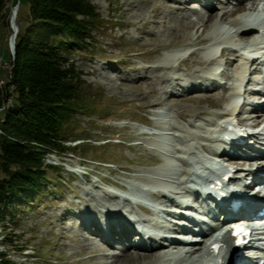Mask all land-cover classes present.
Returning a JSON list of instances; mask_svg holds the SVG:
<instances>
[{"label": "rangeland", "instance_id": "rangeland-1", "mask_svg": "<svg viewBox=\"0 0 264 264\" xmlns=\"http://www.w3.org/2000/svg\"><path fill=\"white\" fill-rule=\"evenodd\" d=\"M17 1L6 0L8 10L1 14L9 12L0 20V85L2 79L7 82L0 91L1 97H5L1 108L5 109L14 102V96L8 98L5 91L13 78L15 53L10 45V18ZM90 1L101 16V25L92 32L95 45L91 50H74L70 61L83 73L84 88L93 96L92 106L85 114L71 119L65 152L46 154L45 165L58 170L47 173L51 180L45 186L48 192L35 203L6 206L5 219L0 221V254L6 253L14 264H128L126 255L96 256L107 247L89 243L88 239L93 241L94 236L86 231L82 236L76 235L77 214L98 217L101 205L116 208L114 213L121 216L136 211L127 203L116 204L111 194L124 192L100 177L127 185L155 182V187L176 196L188 170L180 154L188 139L179 129L190 127V131L197 132V128H206L193 141L197 147H203L202 136H206L219 113L205 102L220 101L225 95L201 92L189 98L180 86L190 83L204 70L206 48L196 47V41L216 36L214 21L207 24V29H199L198 16L205 12L198 9L194 0ZM155 8L161 10L156 12ZM181 11L192 12L183 28L177 20ZM29 14V0H20L19 30L27 28ZM226 46L225 52L230 53V46ZM189 52L195 55L188 56ZM180 59L186 60L187 68L180 65ZM223 66L228 68V63ZM163 79L173 83L164 85ZM162 147L168 154L164 166L148 167L152 159L159 157L156 149ZM81 154L84 158L77 157ZM144 263L147 262L133 264Z\"/></svg>", "mask_w": 264, "mask_h": 264}, {"label": "trees", "instance_id": "trees-1", "mask_svg": "<svg viewBox=\"0 0 264 264\" xmlns=\"http://www.w3.org/2000/svg\"><path fill=\"white\" fill-rule=\"evenodd\" d=\"M5 7L6 0H0V20L9 12L1 14ZM29 10L28 26L16 38L13 78L5 91L14 102L0 116V221L7 205L35 203L48 192L47 173L58 170L45 165L46 154L65 152L71 119L92 106L93 96L70 54L94 48L92 32L101 23L97 8L90 0H29ZM4 102L0 96V108ZM0 264L14 262L2 253Z\"/></svg>", "mask_w": 264, "mask_h": 264}, {"label": "bare ground", "instance_id": "bare-ground-1", "mask_svg": "<svg viewBox=\"0 0 264 264\" xmlns=\"http://www.w3.org/2000/svg\"><path fill=\"white\" fill-rule=\"evenodd\" d=\"M195 2V1H194ZM234 3L232 4L233 5V7L232 8H230L229 9V11H227V12H225L224 14H223V16H222V18H224V17H226V15H227V13L228 12H231V11H233V12H235V13H237V12H239L244 6H245V4L243 3V1H240V0H234L233 1ZM256 2V0H252V5H254V3ZM168 4H170V3H168ZM168 4H166V5H168ZM215 7V6H214ZM167 8H168V6H167ZM159 10H161L160 8H155V10L154 11H156V12H158ZM206 10H207V12H206V14H204V15H202V16H198V21H199V24H200V26H199V29L200 28H203V29H205L206 28V26H207V24H209V23H211V22H213L214 20H215V16H217V14L219 13L218 11H211V7H206ZM18 12H19V10L17 11V13H16V17H15V22H16V25H17V17H18ZM191 14H192V12H190V11H181V13L179 14V16L177 17V20L179 21V23L181 24L180 25V27H182L183 28V26H184V24H185V22L186 21H190V17H191ZM160 19H162V18H160ZM187 24V23H186ZM188 25H189V22H188ZM208 27V26H207ZM181 28V29H182ZM207 29V28H206ZM176 31H177V33H179V28L177 29H175ZM248 36H243V38H247ZM201 38V37H200ZM203 43V42H205V40H201V39H198L197 41H196V44H198V43ZM192 56H194L195 54L194 53H192L191 54ZM180 65H182V66H185L186 68H187V64H186V62L185 61H181L180 62ZM193 67V66H192ZM163 75V74H162ZM161 75V76H162ZM161 76H160V78H161ZM159 78V79H160ZM195 78H197V77H195ZM194 78V79H195ZM162 84H164V85H167V86H169V84H172L173 82H171V80L170 79H163V81L161 82ZM158 84H159V82H158ZM159 85H161V84H159ZM166 86V87H167ZM163 87V86H162ZM165 87V88H166ZM0 88L2 89L3 88V85H0ZM164 88V89H165ZM158 91V90H157ZM158 93V92H157ZM156 94V93H155ZM157 95V94H156ZM147 100V99H146ZM207 102H205L206 104H207V106L209 107V108H214V107H217V106H219L220 104H221V102L219 101V100H214V101H212V99L211 100H206ZM201 103L203 102V101H200ZM234 108V107H233ZM230 112H233V109H231V111ZM183 113V112H182ZM2 114V113H1ZM252 114H257L258 115V123H262V121L264 120V111H262V112H260V113H251V114H249V115H252ZM1 116V115H0ZM0 119H1V117H0ZM2 120V119H1ZM166 177V176H165ZM105 250H106V248L105 249H102V251H101V253L99 254V253H97L96 254V256H101V255H105ZM163 251H164V249H160V248H157V250H155V251H153V252H147V253H143V254H138V255H134L133 253L131 254V253H128L125 257V259H127L128 260V264H133V263H142V262H147V263H144V264H156V261H157V259L159 258V257H162V255H163Z\"/></svg>", "mask_w": 264, "mask_h": 264}, {"label": "water", "instance_id": "water-1", "mask_svg": "<svg viewBox=\"0 0 264 264\" xmlns=\"http://www.w3.org/2000/svg\"><path fill=\"white\" fill-rule=\"evenodd\" d=\"M19 6H20V0L17 1V4L15 5L14 9L11 11L10 25L12 29V35L10 37V45L12 51H16V38L19 33V27L18 25H16L15 22L16 13L19 10Z\"/></svg>", "mask_w": 264, "mask_h": 264}, {"label": "built area", "instance_id": "built-area-1", "mask_svg": "<svg viewBox=\"0 0 264 264\" xmlns=\"http://www.w3.org/2000/svg\"><path fill=\"white\" fill-rule=\"evenodd\" d=\"M2 81H3V88H4L7 85V82L4 79H2ZM0 96H1V91H0ZM4 110H5V107L1 108L0 112H3Z\"/></svg>", "mask_w": 264, "mask_h": 264}]
</instances>
